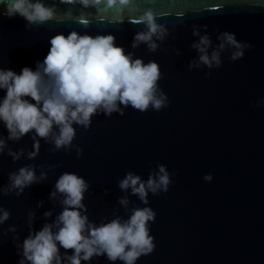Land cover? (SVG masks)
I'll use <instances>...</instances> for the list:
<instances>
[{
	"label": "water",
	"instance_id": "1",
	"mask_svg": "<svg viewBox=\"0 0 264 264\" xmlns=\"http://www.w3.org/2000/svg\"><path fill=\"white\" fill-rule=\"evenodd\" d=\"M9 2L0 0V68L17 74L24 67L35 71L37 61L42 62L49 52L50 38L58 33L112 34L115 44L125 53H134L133 58L158 62L162 73L158 84L169 103L160 111L150 107L140 112L129 106L124 115L101 113L93 116L87 130L74 124L72 143L83 150L79 157L75 147L53 151L54 144L37 137L39 153L27 159L34 132L19 141H7L13 150L24 148L25 155L13 162L7 149L0 154V186L9 183L10 172L25 165H34L38 176L43 165L47 178L25 188L20 196L15 192L0 195V207L11 213L0 224V264H19L22 249L18 245L30 231L52 223L62 211L59 201L49 196L64 172L76 173L89 183L83 203L97 225L117 215L127 219L132 207L148 206L156 212L155 221L149 222L156 247L136 264H264V104H257L264 99V0H133L123 22L113 20L111 10L100 18L103 14L95 8L43 0L46 5L55 4L60 14L69 10L73 16L90 14L89 23L50 20L29 28L23 17L6 15ZM148 9L169 30L155 52L144 44L131 47L134 35L145 30L131 20ZM205 24L213 47L223 31L253 47L245 49L237 61L230 60L231 50L224 51L219 68L188 70V63L198 57L190 47L199 39L192 35V26L200 27L203 35ZM174 48L180 50L179 57ZM5 95L6 90L0 89V100ZM0 136H8L2 121ZM158 164L174 173L172 183L167 193H149L148 205L118 187L127 172L146 180ZM208 173L213 176L211 182L203 179ZM123 196L130 200L129 211L118 203ZM40 201L44 203L37 207ZM48 210L53 212L51 217L43 215ZM29 211L36 214L31 230ZM12 225L15 233L7 231ZM72 251L67 250L68 255ZM81 264L123 262L99 256Z\"/></svg>",
	"mask_w": 264,
	"mask_h": 264
},
{
	"label": "clouds",
	"instance_id": "2",
	"mask_svg": "<svg viewBox=\"0 0 264 264\" xmlns=\"http://www.w3.org/2000/svg\"><path fill=\"white\" fill-rule=\"evenodd\" d=\"M60 3L79 4L84 9L95 8L97 13L103 14L100 18L111 10V18L123 22L126 9L133 0H60ZM6 15L23 17L27 21L26 28L50 20L68 19L87 26L90 16L84 12L73 16L71 10L60 14L55 4L46 5L43 0H11L6 7ZM131 22L145 26V30L134 35L133 49L144 44L150 52H155L159 47L158 41L163 42L169 35L168 28L157 22V14L151 9L135 16ZM202 27L205 29L203 35L200 27L192 26V35L199 39L190 47L196 50L198 57L188 63V70L201 66L219 68L224 51L231 50L230 60L237 61L243 58L245 49L253 47L239 41L229 31L221 32L217 37L219 43L213 47L206 31L208 25ZM115 39L112 34L81 35L75 30L67 36L58 33L50 38L49 52L42 62L37 61L35 71L24 67L17 74L11 69L0 68V89L6 90V95L0 100V121L8 131L6 139L0 136V154L7 149L13 162L18 161L25 155V149L13 150L7 141H19L34 132L33 150L27 151V159H34L39 153L40 139L37 137L54 144L53 151L75 147L79 157L83 150L72 143L76 136L74 124L87 130L93 116L101 113L124 115L129 106L140 112H146L150 107L156 111L167 107V94L158 84L162 78L158 62L151 60L145 63L142 58H133L134 53H125L122 46L115 44ZM173 51L176 56L181 55L178 48ZM206 75L210 76V73ZM257 104H264V99ZM40 167L39 176L34 165H25L10 172L9 183L0 186V195L15 192L20 196L25 188L43 182L47 173L43 171V165ZM173 174L165 164H158L146 180L132 171L127 172L118 181V187L125 192L130 190L132 195L148 205L149 193H167ZM203 179L211 182L213 176L208 173ZM89 187V183L76 173L64 172L59 176L49 198L58 200L62 211L52 223H45L39 231H30L22 245H18L22 249L19 264H81L99 256H106L112 262L119 260L123 264H136L142 255L154 251L156 245L150 235L149 222L155 221L156 212L151 207H132L127 219L117 215L97 225L89 219L83 203ZM104 191L107 194L109 190L106 188ZM43 203L38 202L37 207ZM118 203L129 211L128 196L118 198ZM27 215L31 230L36 214L29 211ZM43 215L51 217L53 212L48 210ZM10 216V211L0 207V224ZM7 231L15 233L17 229L12 225ZM60 248L65 250L63 255ZM67 250H73L72 254L68 255Z\"/></svg>",
	"mask_w": 264,
	"mask_h": 264
}]
</instances>
